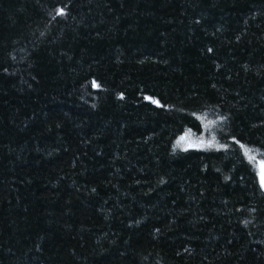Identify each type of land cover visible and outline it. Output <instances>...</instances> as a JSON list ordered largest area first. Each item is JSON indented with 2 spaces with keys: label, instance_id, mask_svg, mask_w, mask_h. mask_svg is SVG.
<instances>
[{
  "label": "trees",
  "instance_id": "obj_1",
  "mask_svg": "<svg viewBox=\"0 0 264 264\" xmlns=\"http://www.w3.org/2000/svg\"><path fill=\"white\" fill-rule=\"evenodd\" d=\"M260 161L264 0H0V264H264Z\"/></svg>",
  "mask_w": 264,
  "mask_h": 264
},
{
  "label": "snow or ice",
  "instance_id": "obj_2",
  "mask_svg": "<svg viewBox=\"0 0 264 264\" xmlns=\"http://www.w3.org/2000/svg\"><path fill=\"white\" fill-rule=\"evenodd\" d=\"M58 14L59 15H63L64 14V9L63 8L58 9ZM148 99L151 100V97H149ZM152 103H158V101L152 100ZM177 143L178 144H180V143H186L188 147L198 148V147L209 146V145H211L212 142L209 141V142L206 143L202 139L201 140H187L186 137H181L177 141ZM222 147H226V146H222ZM241 147L244 148L245 146L244 145H241ZM245 155H247L250 160L254 159V157H252L249 154V150L248 149H245ZM259 177H260L261 187H264V162L261 163V167H260V170H259Z\"/></svg>",
  "mask_w": 264,
  "mask_h": 264
},
{
  "label": "rangeland",
  "instance_id": "obj_3",
  "mask_svg": "<svg viewBox=\"0 0 264 264\" xmlns=\"http://www.w3.org/2000/svg\"><path fill=\"white\" fill-rule=\"evenodd\" d=\"M186 139H187V140H191V139L188 138V137H186ZM205 142H206V141H205ZM206 143H207V142H206ZM179 146L182 147V148H187V147H188L186 143H180ZM249 154L253 156V154H251L250 151H249ZM262 162H263V161L258 162L259 170H260V167H261V163H262Z\"/></svg>",
  "mask_w": 264,
  "mask_h": 264
}]
</instances>
